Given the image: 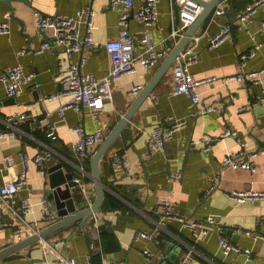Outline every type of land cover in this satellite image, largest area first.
Instances as JSON below:
<instances>
[{
	"label": "crops",
	"instance_id": "crops-1",
	"mask_svg": "<svg viewBox=\"0 0 264 264\" xmlns=\"http://www.w3.org/2000/svg\"><path fill=\"white\" fill-rule=\"evenodd\" d=\"M180 1L159 0L158 19L151 26L131 17L129 26L137 49L146 40L169 51L174 47L178 39L171 36V30L173 24L179 23ZM143 2L135 0L134 8ZM247 2L225 0V12L215 14L214 8L196 32L213 34L230 22L232 30L227 40L211 48L202 36L197 42L189 40L185 47L196 51V58L189 64L196 77H216L201 84L199 92L205 104L218 109L194 113L191 99L173 92L171 64L100 161L105 191L121 202L122 207L103 210V199L101 211L90 215L83 224L76 222L55 231L17 250L15 253L20 256L0 258V264H54L55 260L63 259L67 264H89L88 254L91 264H108L103 263V256L121 264H173L184 259L187 264H264V198L237 202L227 196V192L235 189L264 190V155H255L253 171L221 165V157L227 151L250 153L264 147V71L259 82L222 80L230 74L264 68V7L257 9L247 25L239 26L236 22L237 11ZM86 4L94 11L92 29L96 45L83 46L71 55L59 47L36 51L48 33L37 26L35 10L75 15ZM118 12L110 0H0V21L10 25L9 34H0V74L17 64L31 74L14 96L8 95L5 81L0 80V127L11 129L7 119L21 112L27 114L13 133L0 137V185L16 172L6 168L5 154L12 153L18 163L20 154L32 158L39 151L51 152L41 165L32 159L28 163V183L20 194L28 190L33 193L35 210L27 216L31 221L40 217L39 200L47 196L49 189L47 168L56 162L63 164L64 171L76 173L79 179L73 197L77 201L85 199V207L93 203L91 159L77 157L73 152V127L80 121L87 131L103 127L107 134L164 60L153 70L137 65L135 72L116 80L111 86L112 100L106 101L96 114L89 111L81 114L72 108L60 113L59 107L68 96L49 98L62 88L57 73L84 56L83 69L97 77L104 76L110 59L103 43L118 34ZM81 29H86L84 24ZM255 44H258L255 55L240 60V53ZM23 48L26 50L21 53ZM135 84L143 87L138 93H131ZM172 117L183 118L185 122L163 149L149 153L148 132L155 125L168 126ZM229 127L236 131L235 136L223 135ZM192 139L199 142L191 146ZM114 154L127 157V165H114ZM177 173H180L178 177ZM213 181L216 186L209 190ZM133 185L137 186L132 188ZM163 200L173 203L174 211L186 221H203L206 232L194 236L186 222L174 219L160 225L161 214L154 209ZM208 215L215 216L219 223H208L205 220ZM14 221L11 210L0 211V249L27 237L18 239ZM142 231H154V234L137 236ZM220 234L239 250L225 252ZM105 242L110 249H105ZM246 248L250 252H245Z\"/></svg>",
	"mask_w": 264,
	"mask_h": 264
},
{
	"label": "built area",
	"instance_id": "built-area-1",
	"mask_svg": "<svg viewBox=\"0 0 264 264\" xmlns=\"http://www.w3.org/2000/svg\"><path fill=\"white\" fill-rule=\"evenodd\" d=\"M113 6L119 10L117 16L118 34L114 38H110L103 43L104 48L109 56L110 65L106 74L102 77H97L91 72L83 69L86 58L81 56L77 61H72L64 69L57 73V79L62 83L60 91L53 93L49 98H57L62 94L68 96V100L60 107V113L65 109H75L81 114L87 111L96 114L105 106V102L112 100V84L126 74L135 72L137 65L153 70L161 60H163L169 50L164 47H157L148 40L144 41L140 48L135 47V37L130 31L129 22L131 17L145 23L148 26L154 25L158 19V2L159 0H144L142 5L134 8L135 0H110ZM225 0H220L215 7V14H223ZM264 7V0H249L244 7L240 8L236 13V22L239 26L247 25L255 16L257 9ZM202 9V5L198 0H181L179 4V23L173 24L171 36L179 39L184 31L195 21ZM37 26L46 31L48 34L42 41L37 52L49 50L53 47H59L66 55H71L81 49V47H92L96 45L97 39L93 32L92 26L94 21V11L89 4L82 5L75 15L51 14L44 13L40 10L34 11ZM81 24L86 27L81 29ZM264 28V21L262 24ZM232 24L225 22L218 31L209 35L195 33L190 41H199L202 36L206 39L208 47H217L223 41L227 40L231 35ZM10 25L7 21H0V34H9ZM186 47V46H185ZM180 52L172 63L171 76L174 83L173 92L175 94H184L191 99L195 106L194 113H207L216 111L218 108L211 104H205L200 96L199 86L203 83L210 82L216 79L215 76L196 77L189 69V64L196 58V51L192 48H187ZM258 44H255L246 52H241L240 60L255 55ZM26 49H21L24 53ZM264 68L259 70L242 71L227 75L222 78L224 81L236 80L242 81L251 79L253 82L262 81L261 73ZM31 77V74L25 73L20 64L6 68L0 74V80L5 81L6 91L8 95H16L20 91L21 85L26 83ZM142 84H135L131 88V93H138L142 89ZM27 117L25 112L18 115H13L7 119V126L11 129L0 127V137L7 133H13V130L18 127ZM183 118H170L168 126L155 125L148 132V151L153 153L158 149H163L165 143L169 140L173 133L183 125ZM53 130V129H52ZM75 135L71 142V148L77 157H87L92 154V149L96 148L106 136L103 127H96L93 131H87L82 122H78L73 127ZM53 134V131L51 132ZM224 136L236 135V131L231 127L225 129ZM199 142L196 139L190 141V145H195ZM264 155V147L257 151L246 153L243 150L227 151L221 157V165L227 168H244L247 170H255L256 154ZM51 156L49 150L39 151L34 157L30 158L26 154H20V161L17 163L15 156L12 153L4 155V160L7 169H15L16 172L11 174L0 185V211L9 209L15 216L14 232L18 239L22 236H29L39 233L43 225H49L56 222L59 218L55 210L49 205L47 196H41L39 200V219L29 220L27 216L34 212L35 203L32 200V191L21 195L20 191L27 186V170L29 160L32 159L35 163L41 165L45 158ZM114 165H124L128 163V159L120 154L112 156ZM180 173L175 174L178 177ZM78 179V178H77ZM79 180V179H78ZM214 180V179H212ZM216 183L213 181L210 189H214ZM227 196L237 202H243L249 199L264 198V190L255 189H235L227 192ZM161 214L159 224L163 225L168 219L179 220L186 222L194 236L199 233H204L207 230L203 221L193 220L186 221L185 217L178 215L174 211V205L169 200H163L157 204L154 209ZM208 223L218 224V219L213 215H208L205 219ZM2 223L0 222V229ZM154 231H142L137 236H152ZM220 243L225 252L230 249L239 250V247L230 243L223 234L219 235ZM245 252H250L249 249H244ZM89 264L91 255L88 254ZM103 256V263L121 264L113 260H108ZM67 260H55L54 264H67ZM173 264H187L185 259L174 262Z\"/></svg>",
	"mask_w": 264,
	"mask_h": 264
},
{
	"label": "water",
	"instance_id": "water-1",
	"mask_svg": "<svg viewBox=\"0 0 264 264\" xmlns=\"http://www.w3.org/2000/svg\"><path fill=\"white\" fill-rule=\"evenodd\" d=\"M11 1V0H1ZM27 1V0H24ZM202 9L195 19V21L184 31L183 35L178 39L174 47L169 51L157 70L154 72L149 82L145 85L142 91L135 97L132 103L129 105L124 114L120 117L118 122L113 128L106 134L103 141L96 147L95 151L90 155L91 159V173L95 185V199L93 203L87 204V201H77L72 195V191L80 185L77 179L76 173L72 171H64L63 164L56 162L49 168H47V174L49 178V189H47V198L49 200L50 207L55 210L59 217V220L43 228L39 233L29 235L21 240H18L7 247L0 249V258L8 255L11 257H17L21 254L15 253L17 250L30 245L41 238H46L51 233L58 231L73 223L83 224V222L93 213L101 211V205L105 195V186L101 178L100 173V161L110 149L111 145L123 130L127 126L128 121L132 118L134 112L139 105L144 101L148 94L152 91L155 83L161 78L166 70L173 63L175 58L180 54L183 48L187 45L190 38L198 31L202 26L206 18L218 4L219 0H198ZM188 153V152H187ZM186 153V155H187ZM186 158V156H185ZM64 186V187H62ZM137 185H133L135 188ZM79 209V210H78ZM30 251V250H29Z\"/></svg>",
	"mask_w": 264,
	"mask_h": 264
},
{
	"label": "trees",
	"instance_id": "trees-1",
	"mask_svg": "<svg viewBox=\"0 0 264 264\" xmlns=\"http://www.w3.org/2000/svg\"><path fill=\"white\" fill-rule=\"evenodd\" d=\"M122 207V203L119 202L112 194L108 191H105L104 202H103V210H110L112 208ZM105 249H110L107 243H104Z\"/></svg>",
	"mask_w": 264,
	"mask_h": 264
}]
</instances>
